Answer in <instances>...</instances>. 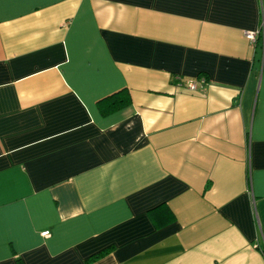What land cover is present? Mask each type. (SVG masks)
Wrapping results in <instances>:
<instances>
[{
  "label": "crops",
  "instance_id": "0c3cea01",
  "mask_svg": "<svg viewBox=\"0 0 264 264\" xmlns=\"http://www.w3.org/2000/svg\"><path fill=\"white\" fill-rule=\"evenodd\" d=\"M0 264H264V0H0Z\"/></svg>",
  "mask_w": 264,
  "mask_h": 264
},
{
  "label": "built area",
  "instance_id": "2783aa9c",
  "mask_svg": "<svg viewBox=\"0 0 264 264\" xmlns=\"http://www.w3.org/2000/svg\"><path fill=\"white\" fill-rule=\"evenodd\" d=\"M256 34H257V33L245 32V33H244V38H245L248 42L253 43ZM194 88H195L194 84H188V85H187V89H189V90H194ZM47 234H48L47 232H43V233H41V236H42V237H45Z\"/></svg>",
  "mask_w": 264,
  "mask_h": 264
},
{
  "label": "trees",
  "instance_id": "16d2710c",
  "mask_svg": "<svg viewBox=\"0 0 264 264\" xmlns=\"http://www.w3.org/2000/svg\"><path fill=\"white\" fill-rule=\"evenodd\" d=\"M120 93H117L116 95H114V97H112V98H119V96L121 95H119ZM124 103V101H117V102H115V103H113L112 105H111V109L112 108H117L118 106H120V104H123ZM97 256V255H96ZM96 256H94L93 258H95Z\"/></svg>",
  "mask_w": 264,
  "mask_h": 264
}]
</instances>
